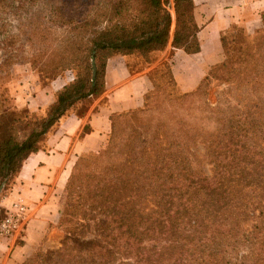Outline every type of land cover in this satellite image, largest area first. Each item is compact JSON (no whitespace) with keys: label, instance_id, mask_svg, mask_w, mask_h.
Returning a JSON list of instances; mask_svg holds the SVG:
<instances>
[{"label":"trees","instance_id":"16d2710c","mask_svg":"<svg viewBox=\"0 0 264 264\" xmlns=\"http://www.w3.org/2000/svg\"><path fill=\"white\" fill-rule=\"evenodd\" d=\"M8 3L0 0V7ZM50 3L49 22L70 35L53 40L46 24L30 30L27 42L39 47L28 62L41 74L64 72L68 82L42 119L8 106L3 81L25 58L20 46L10 49L16 35L0 41V200L61 119L104 94L111 57L136 56L149 67L170 44L191 55L201 51L193 0ZM223 47L224 61L193 92L175 94L171 62L150 74L140 112L158 111L152 100H159L172 108L173 124H146L122 138L112 117L96 161L79 158L69 177L60 247H40L22 264H264V28H240ZM236 69L242 90L229 86L210 106L212 80L228 83ZM199 142L211 175L191 151ZM5 214L0 208V222Z\"/></svg>","mask_w":264,"mask_h":264},{"label":"crops","instance_id":"0c3cea01","mask_svg":"<svg viewBox=\"0 0 264 264\" xmlns=\"http://www.w3.org/2000/svg\"><path fill=\"white\" fill-rule=\"evenodd\" d=\"M193 1L201 51L191 55L170 44L158 60L171 62L183 93L195 91L210 69L224 61L223 38L232 28H242L249 34L264 28V0ZM128 59L111 57L104 94L69 111L48 134L43 148L23 163L12 191L0 200V208L7 212L23 200L29 215L19 231L0 237V264H22L40 247L51 248L55 243L51 236L58 229L65 188L76 162L106 146L112 117L144 106L145 95L152 89L150 73L158 63L131 74Z\"/></svg>","mask_w":264,"mask_h":264},{"label":"rangeland","instance_id":"374dc122","mask_svg":"<svg viewBox=\"0 0 264 264\" xmlns=\"http://www.w3.org/2000/svg\"><path fill=\"white\" fill-rule=\"evenodd\" d=\"M53 8L54 4L50 3V0H18L17 2L9 0V3L6 6L2 5L0 7V29H2L0 30V41H3L4 38L9 35H16L17 38L11 40L10 42L12 45L10 49H13L15 46H20L21 50L18 54L21 53L25 58V62H21L20 64L14 66L12 65L10 67L11 72L6 76L7 78L4 79V87L2 88L7 89L8 106L20 111H28L29 119L32 120L42 119L47 115L50 107L56 101L59 91L62 90V88L68 82V78L64 72H58L54 76L41 74L37 67L34 66L33 62H28L35 49L39 47L36 44L32 45L31 42H27V40H29L31 37V35H29L30 30H34L38 26L46 24L49 28H53V40L66 39L70 35L67 33V31H65V29L57 28L54 23L49 22V20L53 17ZM239 29L240 28L237 27L232 28L231 31L226 35L227 40H230ZM4 34L6 35L4 36ZM4 53L5 50H0L1 56H3ZM160 56L161 54L156 55L155 62L151 65L152 67L159 62L158 60ZM128 60V64L133 66L135 74L144 71V69L147 67L144 65V61L136 56L129 57ZM1 62L2 60L0 59V64ZM167 62L169 61L158 63L151 73H154L157 69L163 70V64ZM236 70L237 71H234V73L231 75L228 83L218 79L212 80L206 97V100L210 106L214 107L218 104L220 99L219 94L227 87L233 86L239 90H242V71H238V69ZM3 71L4 75H6L7 69L4 68ZM166 79L167 78H165V82ZM174 91L175 94H185L181 92L178 86L175 87ZM152 104L158 107V111H152L153 113L150 112L148 115H143L140 112V110L143 108L142 107L137 111H130L117 117L118 132L122 138L126 132H131L132 134L137 133L143 127H145L146 124L151 127L152 125L154 127L159 122L164 123L166 126L173 124V110L170 106L159 103V100H152ZM191 151H193L194 154L201 159L203 164V172L206 175H211L212 166L205 160L204 144L200 142L194 144ZM98 154L99 153L88 154L81 158L89 161H96ZM9 193L10 192H8L7 195H9ZM64 200L65 198L63 199L62 207ZM51 237L55 243L50 246L51 248L44 247V251L47 249L59 248L60 243L64 239L65 235L62 231L57 229V231H55ZM147 245L152 246L154 243H149Z\"/></svg>","mask_w":264,"mask_h":264},{"label":"built area","instance_id":"2783aa9c","mask_svg":"<svg viewBox=\"0 0 264 264\" xmlns=\"http://www.w3.org/2000/svg\"><path fill=\"white\" fill-rule=\"evenodd\" d=\"M28 215V205L23 200H19L14 204L12 210L6 212L0 222V237H10L19 231L27 221Z\"/></svg>","mask_w":264,"mask_h":264}]
</instances>
